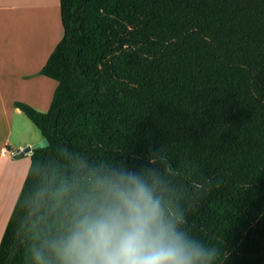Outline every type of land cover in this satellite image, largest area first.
<instances>
[{"label":"trees","instance_id":"1","mask_svg":"<svg viewBox=\"0 0 264 264\" xmlns=\"http://www.w3.org/2000/svg\"><path fill=\"white\" fill-rule=\"evenodd\" d=\"M60 8L64 35L41 71L58 84L50 110L14 103L49 145L33 150L0 264H56L50 243L79 190L71 161L138 169L159 148L200 183L186 227L219 249L216 264H264V0Z\"/></svg>","mask_w":264,"mask_h":264},{"label":"clouds","instance_id":"2","mask_svg":"<svg viewBox=\"0 0 264 264\" xmlns=\"http://www.w3.org/2000/svg\"><path fill=\"white\" fill-rule=\"evenodd\" d=\"M79 190L50 243L56 264H216L219 249L186 227L200 183L162 148L130 169L122 161H73ZM55 192L64 195L62 187Z\"/></svg>","mask_w":264,"mask_h":264},{"label":"rangeland","instance_id":"3","mask_svg":"<svg viewBox=\"0 0 264 264\" xmlns=\"http://www.w3.org/2000/svg\"><path fill=\"white\" fill-rule=\"evenodd\" d=\"M55 1L56 0H29L28 2V0H0L1 7L10 8V12L8 14H5L6 17H4L6 24L4 41L7 50L6 47H4V55L2 57V60H7L13 66L17 65L20 67H36V65L38 64V61L36 59L37 55L45 51L44 49H46V47H51L53 45L55 48L59 44L64 35V30L62 28L60 18L58 17V22H56L53 17L52 19L50 18V13L54 11L55 8ZM57 10L59 13V5L57 7ZM27 14H31L32 16L33 14L37 15V17L33 16L36 19L32 18V20H34V22L36 21V23L38 22L39 25L32 22V20L30 19L31 15L27 16ZM40 22H42V24ZM43 29L44 31H42ZM36 33L39 35V37L42 34L40 39L38 37V40L36 38ZM49 35L51 38L49 37ZM55 43L57 45H54ZM25 47L28 50L25 49ZM23 49L26 51H23ZM18 91V94H20L19 96L23 98L21 94L23 93L22 88H20V90ZM49 106L46 105L45 107H43L44 111L40 112L47 113L51 107ZM21 117V119L24 121L22 123L24 124V126H19L18 122L21 123L22 121H19V119L17 120L16 117L11 116L14 126L13 135L11 142L6 145L8 149L19 152L18 156H21L19 158L17 156V160H20L22 158V151L27 147L18 148L16 143L18 142V140L23 141L30 135H33V132L30 130V128L25 127L28 121L26 120V118H24V116ZM3 125H6L5 119ZM3 141L4 135L0 139V147L4 146ZM12 163L14 162L0 158V210L2 213L5 209V214L7 213L6 218H0V233L3 227L6 226V220L9 216L8 214H11V211L16 204V201L18 200L17 198L20 195L24 185V181H21L22 179H18L19 174H17L16 170H10V168L12 167L10 165ZM2 233L0 234V241Z\"/></svg>","mask_w":264,"mask_h":264},{"label":"crops","instance_id":"4","mask_svg":"<svg viewBox=\"0 0 264 264\" xmlns=\"http://www.w3.org/2000/svg\"><path fill=\"white\" fill-rule=\"evenodd\" d=\"M58 5H59V13L57 10ZM9 12H10V8H3L0 6V139L4 135V141H3L4 146L0 147V158L14 162L10 165L12 166L11 168L9 167L10 170H16L17 174H19L18 179L20 180L22 179L21 181L25 182L29 169L31 167L32 154L31 155L28 154L26 156L22 155V158L20 160H17L16 157H12L4 153V150L7 148L6 145H8V143L11 142L13 135L14 126L11 116L12 117L14 116L16 117L17 120L19 119V121H22L21 123L18 122L19 126L21 125L24 126V124H22L24 121L21 119L22 118L21 116H24V118H26V120L28 121L25 127L30 128V130L33 132V135H30L28 138L24 139L23 141L18 140V142L16 143L18 148L32 147L35 145H39L44 140V138L42 137L38 128L24 115V113L14 107V103L16 102L26 103L39 112L44 111L43 107H45L46 105L51 106L53 96L55 94L58 84L54 80L42 76L40 73L57 46L55 48L53 45L51 47L48 46L46 47V49H44L45 51L38 54L36 57L38 61L36 67H28V66L20 67L17 65L13 66L7 60H2V57L4 55L3 49L4 47H6L4 41L5 27H6L4 17H6L5 14H8ZM33 16H35V14H33ZM52 17L56 20V22H58V17L60 18L61 21L60 0L55 1L54 11L50 13V18L52 19ZM61 25H62V21H61ZM56 43L54 45H57ZM20 88H22L23 90V93H21L23 98H21L19 96L20 94H18L19 93L18 90H20ZM4 119L6 125H3ZM13 209L11 211V214H8L9 216L6 220L7 224L6 226H4L5 228L3 227L1 231V233L3 232L2 237L4 235L8 222L12 215ZM6 214H5V209L2 213L0 210V218L1 217L2 219L6 218Z\"/></svg>","mask_w":264,"mask_h":264},{"label":"water","instance_id":"5","mask_svg":"<svg viewBox=\"0 0 264 264\" xmlns=\"http://www.w3.org/2000/svg\"><path fill=\"white\" fill-rule=\"evenodd\" d=\"M48 142L47 140H43L39 145H35V146H32V147H27L25 150L22 151V155H28V154H33V150L37 149L38 147L43 149V148H46L48 147Z\"/></svg>","mask_w":264,"mask_h":264},{"label":"bare ground","instance_id":"6","mask_svg":"<svg viewBox=\"0 0 264 264\" xmlns=\"http://www.w3.org/2000/svg\"><path fill=\"white\" fill-rule=\"evenodd\" d=\"M28 2H29V0H28ZM30 3H31V2H30ZM27 4H28V3H27ZM27 6H28V5H27ZM29 8H30V7H29ZM35 8H36V7H35ZM31 12H32V11H31ZM31 12H29V13H31ZM30 15H31V14H27V16H30ZM32 17H33V16L31 15V18H30L31 20H32ZM35 17H37V15H35ZM35 17H33V18H35ZM35 19H36V18H35ZM38 19H40V18H38ZM38 19H37V20H38ZM32 22H34V20H32ZM42 22H43V21H42ZM42 22H40V23L42 24ZM34 23H36V21H35ZM34 23H33V24H34ZM36 24L39 25L38 22H37ZM38 28H39V27H38ZM43 28H44V26H43ZM41 29H42V28H41ZM34 30H35V29H34ZM31 31H33V30H31ZM36 31H37V29H36ZM36 31H34V32H36ZM42 31H44V29H43ZM29 32H30V30H29ZM32 33H33V32H32ZM36 34H37V33H36ZM41 36H42V34L40 35V37H41ZM38 37H39V35L37 34V36H36L37 40H38ZM40 37H39V39H40ZM37 40H34V41H37ZM30 47H31V46H30ZM31 48H32V47H31ZM25 49H27V48L25 47ZM29 49H30V48H29ZM27 50H28V49H27ZM23 51H26V50L23 49Z\"/></svg>","mask_w":264,"mask_h":264},{"label":"built area","instance_id":"7","mask_svg":"<svg viewBox=\"0 0 264 264\" xmlns=\"http://www.w3.org/2000/svg\"><path fill=\"white\" fill-rule=\"evenodd\" d=\"M4 153L12 157H17L19 155V152H16L15 150L7 149V148L4 150Z\"/></svg>","mask_w":264,"mask_h":264}]
</instances>
